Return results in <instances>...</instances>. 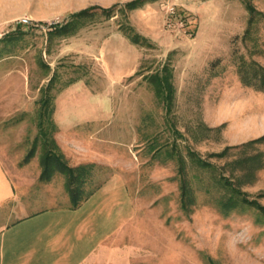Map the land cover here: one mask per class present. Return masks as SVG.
<instances>
[{
    "label": "rangeland",
    "instance_id": "1",
    "mask_svg": "<svg viewBox=\"0 0 264 264\" xmlns=\"http://www.w3.org/2000/svg\"><path fill=\"white\" fill-rule=\"evenodd\" d=\"M86 1L0 0V159L17 189L48 186L59 204L66 197L71 203L61 171L41 176L49 148L73 163L55 141V100L85 81L93 98L79 109L104 114L92 126L93 146L106 158L83 163L90 165L83 192L92 193L81 204L90 200L96 226H109L96 249L127 251L128 264H264V213L240 203L225 184L264 206V142L232 148L264 135V90L244 83L240 72L251 61L264 66V0H154L148 10L115 6L73 16ZM247 4L259 14L251 16ZM132 23L157 37L140 44L145 54L136 75L114 87L94 56L63 52L65 37L75 36L80 49L94 30L96 41ZM165 67L169 108L149 81ZM188 150L212 167H198ZM178 154L194 192L190 212L181 208ZM102 186L105 222L92 197ZM231 196L236 201L225 212L220 202Z\"/></svg>",
    "mask_w": 264,
    "mask_h": 264
},
{
    "label": "crops",
    "instance_id": "2",
    "mask_svg": "<svg viewBox=\"0 0 264 264\" xmlns=\"http://www.w3.org/2000/svg\"><path fill=\"white\" fill-rule=\"evenodd\" d=\"M127 1L130 0H88L78 5L109 7ZM153 1H146L135 9L146 7L148 10ZM132 24L144 37H157ZM83 31L80 33H85ZM94 37L95 30L80 49L75 47V36L65 37L63 52L78 53L80 58L94 56L101 65L108 88L136 75L145 54L140 45L131 42L119 28L107 30L96 41L92 40ZM72 41L73 45L66 44ZM92 98L87 83L78 81L63 90L55 100V141L65 155L73 156L71 166L103 162L106 158L101 149L93 146L97 142V132L92 126L104 119V114L79 109L81 104H89ZM68 104H72L70 109H66ZM46 187L36 193L19 191L0 159V264H128L127 251L96 249V240L107 232L109 226H96L97 213L90 200L73 206L66 197L59 204L56 193H49ZM105 191L102 186L92 196L101 202L99 215L103 222L106 221ZM60 193V198H64L62 190Z\"/></svg>",
    "mask_w": 264,
    "mask_h": 264
},
{
    "label": "trees",
    "instance_id": "3",
    "mask_svg": "<svg viewBox=\"0 0 264 264\" xmlns=\"http://www.w3.org/2000/svg\"><path fill=\"white\" fill-rule=\"evenodd\" d=\"M149 0H130L124 3H118L114 4L110 7H100V6H88L78 12L72 13L73 16H79L81 14H84L92 9H101L103 11H112V9L115 6H119L124 10H132L137 7H140L143 3ZM247 8L251 12V16H253L255 13L259 14V11H256L255 8L252 6V4H247ZM119 29L125 33V35L133 42L134 44H142L143 42L148 41L146 37L141 35L139 32H137L133 26L127 25V26H122L120 25ZM245 70V71H244ZM244 70H240L241 72V80L246 83V84H251L255 86L258 89L264 90V66L258 64L255 61H251V67L250 70L247 68H244ZM164 72L163 74H153L150 76V83H152L155 93L158 97H161L164 100V104L167 108L170 107L171 105V100H172V94H173V88L172 84L170 81L171 73L170 70L167 71L166 67L162 69ZM250 72L249 77L245 74V72ZM41 131L44 135L45 131L41 128ZM264 142V135L252 139L250 141H247L245 143H242L241 145L238 146H233L232 148H244V147H249L253 146L254 144L257 143H262ZM53 143V142H52ZM55 148V146H54ZM228 148L226 147L223 149L221 152L217 153L218 156H223L227 153ZM52 149H48L45 151V159L43 161L44 165V170L42 172L41 178L47 179L54 170L61 171L65 175V184L67 188V192L69 194V198L71 201V204L73 206H78L80 205L84 200L88 198V196L92 193V191H89L87 194H84L83 192V182L88 174V171L90 169L89 164H80L77 166H70L66 164L63 160L60 159V155H52ZM54 156V162H51V158ZM188 156L189 158L194 161L198 167L203 168V169H208L212 167V163L208 162L207 160L201 159L194 151L188 150ZM238 159V158H237ZM246 160H251V154L247 155L244 157ZM178 160V173L180 175V203H181V208L187 212H190L192 210L191 204L194 202V192L192 187L189 185L190 182L186 179V171H185V160L178 154L177 156ZM239 160H242L239 158ZM225 177V176H224ZM223 177V179H224ZM229 184L230 190L232 194L240 195V203L244 204H249L260 211L264 213V206L259 204L255 200H249L245 196V192H242L236 186H233L232 183H225ZM236 199L231 196L227 199L226 202H220L221 207L225 212H228L229 209L226 208V205L230 208L234 206Z\"/></svg>",
    "mask_w": 264,
    "mask_h": 264
},
{
    "label": "built area",
    "instance_id": "4",
    "mask_svg": "<svg viewBox=\"0 0 264 264\" xmlns=\"http://www.w3.org/2000/svg\"><path fill=\"white\" fill-rule=\"evenodd\" d=\"M169 10H170L171 13H174V7L170 6V7H169ZM20 21H21L22 23H24V24H29V23H30V20L27 19V18H23V19H21Z\"/></svg>",
    "mask_w": 264,
    "mask_h": 264
}]
</instances>
